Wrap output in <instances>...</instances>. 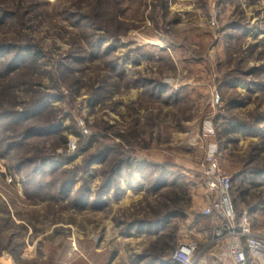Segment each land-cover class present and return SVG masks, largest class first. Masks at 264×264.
I'll use <instances>...</instances> for the list:
<instances>
[{"label":"rangeland","instance_id":"obj_1","mask_svg":"<svg viewBox=\"0 0 264 264\" xmlns=\"http://www.w3.org/2000/svg\"><path fill=\"white\" fill-rule=\"evenodd\" d=\"M209 144L264 236V0H0V264H170Z\"/></svg>","mask_w":264,"mask_h":264},{"label":"built area","instance_id":"obj_2","mask_svg":"<svg viewBox=\"0 0 264 264\" xmlns=\"http://www.w3.org/2000/svg\"><path fill=\"white\" fill-rule=\"evenodd\" d=\"M207 128V127H206ZM212 134L208 125L204 135ZM218 147L209 144L202 178L211 200L201 215L212 222L204 238L181 243L170 255L175 264H264V236L252 229L247 212L238 214L232 199L231 177L217 165Z\"/></svg>","mask_w":264,"mask_h":264},{"label":"trees","instance_id":"obj_3","mask_svg":"<svg viewBox=\"0 0 264 264\" xmlns=\"http://www.w3.org/2000/svg\"><path fill=\"white\" fill-rule=\"evenodd\" d=\"M230 177H231V180H232V186H233V179H232V176L231 175H229ZM232 189H233V187H232ZM233 199V198H232ZM234 201V200H233ZM234 205H235V202H234ZM239 214V213H238ZM170 264H175V263H172L171 261L169 262Z\"/></svg>","mask_w":264,"mask_h":264},{"label":"crops","instance_id":"obj_4","mask_svg":"<svg viewBox=\"0 0 264 264\" xmlns=\"http://www.w3.org/2000/svg\"><path fill=\"white\" fill-rule=\"evenodd\" d=\"M244 211L247 212L246 210H244ZM248 217H249V221H250V216L248 215ZM250 224H251V221H250ZM251 226H252V224H251ZM252 229H253V226H252ZM253 231H254V229H253Z\"/></svg>","mask_w":264,"mask_h":264}]
</instances>
